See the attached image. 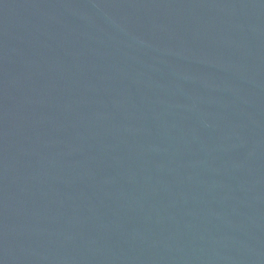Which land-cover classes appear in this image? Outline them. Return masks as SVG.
Instances as JSON below:
<instances>
[{"label": "water", "instance_id": "obj_1", "mask_svg": "<svg viewBox=\"0 0 264 264\" xmlns=\"http://www.w3.org/2000/svg\"><path fill=\"white\" fill-rule=\"evenodd\" d=\"M0 264H264V0H0Z\"/></svg>", "mask_w": 264, "mask_h": 264}]
</instances>
